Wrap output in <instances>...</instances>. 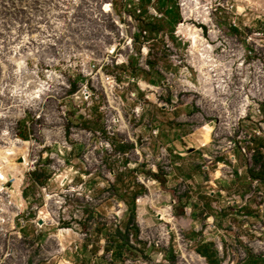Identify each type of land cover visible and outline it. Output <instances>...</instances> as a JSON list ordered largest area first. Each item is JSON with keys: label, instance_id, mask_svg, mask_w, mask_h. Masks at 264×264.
Segmentation results:
<instances>
[{"label": "rangeland", "instance_id": "obj_1", "mask_svg": "<svg viewBox=\"0 0 264 264\" xmlns=\"http://www.w3.org/2000/svg\"><path fill=\"white\" fill-rule=\"evenodd\" d=\"M182 1L0 0V264H264V0Z\"/></svg>", "mask_w": 264, "mask_h": 264}, {"label": "trees", "instance_id": "obj_2", "mask_svg": "<svg viewBox=\"0 0 264 264\" xmlns=\"http://www.w3.org/2000/svg\"><path fill=\"white\" fill-rule=\"evenodd\" d=\"M153 0H142V6H144L147 2H152ZM160 1V6L162 8H169V5L171 4V2H177V0H159ZM170 2V3H169ZM173 10L174 8L172 6H170V9L168 10L167 14L171 16V22L175 23L177 22V17L173 16ZM257 152V151H256ZM259 152V150H258ZM251 178L252 180H257V181H263L264 180V167L261 168V170L259 172H252L251 173ZM135 187L139 190H144V186L143 185H139L135 184ZM136 197V195H135ZM135 197L132 201L131 204V218L135 217V210H136V204H135ZM128 229V228H127ZM129 230H127L126 234H122L120 231H117L116 234L113 235H108L106 236V240L108 242V244H111L112 246L110 247L109 245L105 248V253L112 251V263H115L116 260L120 259L123 256V250L129 249V250H133V247H131L129 245V238H128V232ZM135 241L137 242V244L141 245V243L138 241V236H135ZM199 256L203 257V258H207L206 254L202 253L199 250L195 251Z\"/></svg>", "mask_w": 264, "mask_h": 264}, {"label": "built area", "instance_id": "obj_3", "mask_svg": "<svg viewBox=\"0 0 264 264\" xmlns=\"http://www.w3.org/2000/svg\"><path fill=\"white\" fill-rule=\"evenodd\" d=\"M136 1H137V3H141L142 0H136ZM184 1H182V4H181L182 8L184 7V4H185ZM125 3H127V1H125ZM129 7H131V6H129ZM138 14L142 16V15H144V12L142 10H139ZM149 15L150 16H154V17H159V15H158L157 11L155 10V8L149 9ZM142 35H144L143 38L145 39L148 36V33L145 32ZM85 95L89 96L90 94L88 93V91H86ZM250 107H253L252 112L250 114H248L246 112L244 117H246V118L250 117L251 119L254 120V122L259 124L260 127L258 128L257 131H254V133H256L261 138H264V122H263V120H264V110H263L262 106L260 104H258V103L251 104ZM247 149L249 150V152L254 153L255 152L254 143L251 142L250 145L247 146ZM247 149L246 148H242V151H243V153L245 155H247V153H248ZM261 195H262V198L264 199V194H261Z\"/></svg>", "mask_w": 264, "mask_h": 264}, {"label": "crops", "instance_id": "obj_4", "mask_svg": "<svg viewBox=\"0 0 264 264\" xmlns=\"http://www.w3.org/2000/svg\"><path fill=\"white\" fill-rule=\"evenodd\" d=\"M208 241H200L199 245L196 247V250L201 251L202 253L206 254L207 258H204L207 262V264H221L220 261L217 259V257L214 256V254L211 252V249L209 248V246H206V243ZM195 250V251H196ZM196 253V252H195ZM197 254V253H196ZM198 255V254H197Z\"/></svg>", "mask_w": 264, "mask_h": 264}, {"label": "water", "instance_id": "obj_5", "mask_svg": "<svg viewBox=\"0 0 264 264\" xmlns=\"http://www.w3.org/2000/svg\"><path fill=\"white\" fill-rule=\"evenodd\" d=\"M22 161H23V160H22ZM40 223H41V225H44V224H45V222H44L43 220H42Z\"/></svg>", "mask_w": 264, "mask_h": 264}]
</instances>
